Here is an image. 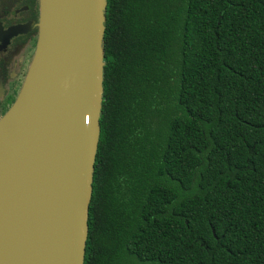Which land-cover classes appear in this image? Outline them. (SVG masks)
Wrapping results in <instances>:
<instances>
[{"label": "trees", "instance_id": "16d2710c", "mask_svg": "<svg viewBox=\"0 0 264 264\" xmlns=\"http://www.w3.org/2000/svg\"><path fill=\"white\" fill-rule=\"evenodd\" d=\"M83 264H264V0H107Z\"/></svg>", "mask_w": 264, "mask_h": 264}, {"label": "water", "instance_id": "95a60500", "mask_svg": "<svg viewBox=\"0 0 264 264\" xmlns=\"http://www.w3.org/2000/svg\"><path fill=\"white\" fill-rule=\"evenodd\" d=\"M107 0H40L21 89L0 117V264H83L103 97Z\"/></svg>", "mask_w": 264, "mask_h": 264}, {"label": "flooded vegetation", "instance_id": "af4514ba", "mask_svg": "<svg viewBox=\"0 0 264 264\" xmlns=\"http://www.w3.org/2000/svg\"><path fill=\"white\" fill-rule=\"evenodd\" d=\"M39 11L40 0H0V117L16 99L34 57Z\"/></svg>", "mask_w": 264, "mask_h": 264}, {"label": "bare ground", "instance_id": "6f19581e", "mask_svg": "<svg viewBox=\"0 0 264 264\" xmlns=\"http://www.w3.org/2000/svg\"><path fill=\"white\" fill-rule=\"evenodd\" d=\"M1 155L2 154L0 153V156ZM17 209L18 205L15 201V197L10 200L6 199L4 196L1 195L0 188V243L9 234L13 226V222H7L4 216L12 212H16Z\"/></svg>", "mask_w": 264, "mask_h": 264}, {"label": "rangeland", "instance_id": "374dc122", "mask_svg": "<svg viewBox=\"0 0 264 264\" xmlns=\"http://www.w3.org/2000/svg\"><path fill=\"white\" fill-rule=\"evenodd\" d=\"M21 86H22V82L20 81V83H18V87H16V91H15V94H14V96H16V95H17V93L19 92V90H20Z\"/></svg>", "mask_w": 264, "mask_h": 264}]
</instances>
